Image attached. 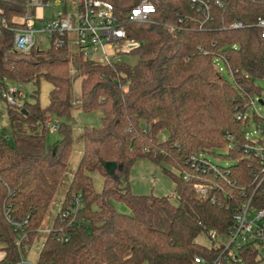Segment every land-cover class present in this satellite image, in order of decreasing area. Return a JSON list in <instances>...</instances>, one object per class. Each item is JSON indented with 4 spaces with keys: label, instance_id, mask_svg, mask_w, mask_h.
<instances>
[{
    "label": "trees",
    "instance_id": "trees-1",
    "mask_svg": "<svg viewBox=\"0 0 264 264\" xmlns=\"http://www.w3.org/2000/svg\"><path fill=\"white\" fill-rule=\"evenodd\" d=\"M101 1L112 5L127 38L136 42L122 55L134 57V64L103 65L79 53L71 59L66 38L60 47L52 40L47 51L22 55L11 50L9 29L0 33V80L51 86L43 107L36 93L34 102L7 104L12 142L0 136V264L23 259L64 182L35 264L212 263L227 252L196 238L209 230L227 235L248 199L251 209H264V194L256 190L261 167L245 137L249 121L264 126L250 114L262 92L257 82L264 83V38L254 26L264 18V0H149L155 12L147 23L125 20L140 0ZM23 3L0 0L9 27L23 14ZM234 23L241 27L231 29ZM73 68L81 79L78 108L103 115L99 127L83 130L82 154L66 183ZM48 116L65 121L53 145L45 143ZM224 150L225 167L206 159ZM138 161L161 170L173 184L175 203L169 196L132 193L129 175ZM94 172L102 177L100 192L89 176ZM262 261L243 246L228 264Z\"/></svg>",
    "mask_w": 264,
    "mask_h": 264
},
{
    "label": "built area",
    "instance_id": "built-area-1",
    "mask_svg": "<svg viewBox=\"0 0 264 264\" xmlns=\"http://www.w3.org/2000/svg\"><path fill=\"white\" fill-rule=\"evenodd\" d=\"M51 0H24L23 14L21 23L13 19V26L9 27L5 18V12L0 8V33L4 29H9L12 34L11 50L18 54H28L35 49V36L44 35L48 38L49 43L54 40V46L60 47L63 39L66 38L68 44L77 47L78 53L82 58L103 65H111L119 63V58L131 50L137 44L134 40L128 39L125 30L121 27L119 19L114 14L111 4L101 0H74L75 12L66 7L65 0H54V7L51 16L48 19L36 16L37 9L52 8ZM53 1V0H52ZM217 6H221L216 1ZM155 12L154 4L149 0H140L129 13L125 15V20L135 23L149 22V16ZM151 22V21H150ZM264 38V18H258L254 25ZM241 25L234 23L231 29H238ZM75 35L74 39H70L69 34ZM221 70V69H220ZM12 83L0 80V97L8 105L19 107V100L24 98L15 87H11ZM253 104V102H252ZM45 128L48 131H56L57 126L52 122H45ZM262 135V145L251 144L246 149L253 151V156L260 165L261 182L258 183L256 190L264 194V127H259ZM255 190V191H256ZM195 191L204 196L205 189L201 186H195ZM250 199L241 207V210L234 214V225L227 235L228 242L217 243L222 245L225 256H220L212 263L206 262L199 258H194V264H228L234 259L235 252L238 248L248 246L255 249L258 256H264V209L253 210L255 215L249 218ZM77 207V204L76 206ZM73 210V209H72ZM68 216V212L62 214V219ZM206 235L214 241L217 236L213 230L207 231ZM234 247V248H232ZM234 249V250H233ZM262 258V257H261ZM264 259V258H262ZM5 264H22L5 263Z\"/></svg>",
    "mask_w": 264,
    "mask_h": 264
},
{
    "label": "rangeland",
    "instance_id": "rangeland-1",
    "mask_svg": "<svg viewBox=\"0 0 264 264\" xmlns=\"http://www.w3.org/2000/svg\"><path fill=\"white\" fill-rule=\"evenodd\" d=\"M51 4L53 5L52 8L49 9H37L36 10V16L37 17H41L43 16V18L48 19L51 16V13L53 10H56V8L54 7V0L50 1ZM74 0H65L66 3V7L71 11V13L75 12V6H74ZM21 18H15V21L18 23H21ZM70 39H74L75 35L70 33L69 34ZM35 40H36V46H35V51L36 52H45L49 49L50 47V43L48 41V38L44 35H37L35 36ZM69 51H70V58L71 59H75V57L78 54V49L75 45L73 44H69ZM119 61H123L125 63L128 64H134L136 62V59L132 56L129 55H124L121 56L119 58ZM224 78L232 83L230 77L228 76L226 70H222L221 73ZM71 75L73 78V84H72V102H73V107H72V112H71V116H70V120L68 122H66L71 131H72V139H73V145H72V152L69 158V162L67 165V177H66V183L69 182L71 175L73 174V172L75 171V169L77 168L79 159L81 157L82 154V144H81V135L83 133V130L85 128H97L100 125V118L102 117V112L96 110V111H92L90 113H84L82 112L78 106H79V98H80V81L81 79L78 77L75 69L73 68L71 71ZM11 87H15L21 94L24 95V98L19 100V105L21 106V104H23V102H34L35 99L32 98L33 94H37V101L39 102L40 106H45L47 104V95L49 90L51 89V86L45 82L44 80H40L39 85L35 86L32 83L29 84H10ZM257 85L260 86L262 88V92L261 95L258 97H255L253 99V104L250 107V114L253 115L255 114L256 116L264 119V104H260L259 100L262 101V103H264V83L261 82H257ZM7 104L0 98V136L3 138L7 139V143L11 144L12 142V135H11V129L9 126V121H8V117H7ZM47 121V123L49 122V124H52L57 126V129L59 127V125L61 124V122H65L64 120H58L55 119L53 116H48L45 119V122ZM262 125H259L257 123H255L254 121H249L247 127L245 128V137L247 140L252 141L251 145L254 146V144L257 145H262V141H260L262 139V135L259 132V127ZM264 127V126H262ZM59 140V134L57 133V131H49V133L45 136V143L47 145H53L54 143H56ZM248 145V144H247ZM226 150L222 151V152H216L215 154H207L206 155V159L215 164V165H219L222 167H225V165H227L224 156H226ZM222 158V159H221ZM229 164V163H228ZM137 166V165H136ZM134 167L135 169L130 171L131 174V179H130V175H129V183L132 182L133 184H137L138 186L141 182V177H143V180H147L148 182H157V186L153 185L154 189L153 192L154 194L158 193V190L161 189L163 183H164V189H162V196H173V191H171V183L168 180V178L166 176H164L161 172L160 174H152L150 173L149 177L146 178V175H143L145 173H143L142 175L140 174V171H144L142 170V168L140 166ZM146 174L148 175L149 173L146 172ZM91 181H92V185L95 189V191L100 192L102 189V177L97 173H91L90 175ZM162 176V177H160ZM150 179V180H149ZM159 180V181H158ZM145 183V182H144ZM146 185V184H145ZM136 187V186H135ZM147 187L150 189L152 188V185H150V183H147ZM145 188V187H144ZM143 188H138L137 190L140 191ZM65 191H66V186H65V182L60 185L58 192L56 193L49 209L48 212L45 216L44 222L42 224V230L40 232V234L38 235L35 243L28 249H26V253L22 259V264H35L36 259H37V255L40 249V246L46 236L47 231L51 228L52 223L55 219V216L57 214L58 208L62 203V200L64 198L65 195ZM150 193V192H149ZM144 194V193H143ZM141 195V194H138ZM171 201L172 203H175V199H173L171 197ZM116 208L118 211L123 212V213H128L129 210L123 206L122 204H116ZM255 215V212H253L252 209L249 210V218H253ZM228 237L227 236H215L213 243L217 244V243H227L228 242ZM196 243L202 246H211L212 245V241L209 239V237L202 233L200 234L197 238H196ZM234 248V247H232ZM234 250V249H233ZM262 258H264V256H261ZM3 258V254L0 251V261ZM262 264H264V261H262Z\"/></svg>",
    "mask_w": 264,
    "mask_h": 264
},
{
    "label": "crops",
    "instance_id": "crops-1",
    "mask_svg": "<svg viewBox=\"0 0 264 264\" xmlns=\"http://www.w3.org/2000/svg\"><path fill=\"white\" fill-rule=\"evenodd\" d=\"M140 166L141 168H142V170H144V171H140V174L142 175L143 173H145V174H143V175H146L145 177L146 178H148L149 177V175H150V173H152V174H160V172H161V170L159 169V168H157V167H155V166H153L152 164H150V163H148V162H145V161H138V162H136V164L132 167V169L131 170H133V169H135L134 167L135 166ZM136 166V167H137ZM146 172H148L149 174L147 175L146 174ZM160 177H162V176H160ZM163 178V177H162ZM130 179H131V174H130ZM141 182H140V184H139V186H138V183L137 184H133L132 185V182H130V189H131V191H132V193H134V194H141V195H148L149 194V192L150 193H152L153 192V189H154V187H153V185H156L157 186V182H148V180H147V183H150V185H152V188L150 189V191H149V188L147 187V183H146V180H143V177H141ZM150 180V179H149ZM159 181V180H158ZM145 182V183H144ZM171 183V182H170ZM146 184V185H145ZM136 186V187H135ZM145 187V188H144ZM138 188H143V189H141L140 191H138L137 189ZM162 189H164V183H163V185H162V187H161V189H159L158 190V193H156V194H154V193H152L153 195H155V196H162L161 194H163L162 193ZM173 189H174V187H173V184L171 183V191H173ZM144 193V194H143ZM163 196H165V195H163ZM209 247V246H208Z\"/></svg>",
    "mask_w": 264,
    "mask_h": 264
},
{
    "label": "water",
    "instance_id": "water-1",
    "mask_svg": "<svg viewBox=\"0 0 264 264\" xmlns=\"http://www.w3.org/2000/svg\"><path fill=\"white\" fill-rule=\"evenodd\" d=\"M259 103H260L261 105L264 104V103H262V101H260V100H259Z\"/></svg>",
    "mask_w": 264,
    "mask_h": 264
}]
</instances>
